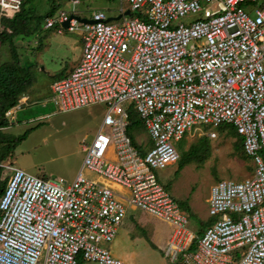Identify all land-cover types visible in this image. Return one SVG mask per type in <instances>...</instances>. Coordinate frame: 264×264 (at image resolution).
I'll return each instance as SVG.
<instances>
[{"label": "built area", "instance_id": "built-area-1", "mask_svg": "<svg viewBox=\"0 0 264 264\" xmlns=\"http://www.w3.org/2000/svg\"><path fill=\"white\" fill-rule=\"evenodd\" d=\"M118 1L128 5L119 10L129 11L128 19L107 23L101 11L89 18L60 11L45 20L58 34L70 16L95 21L70 20L66 30L81 32L82 58L52 83L51 98L61 112L99 104L106 111L91 142L82 141L84 158L70 184L0 162L1 180L7 179L0 264H77L78 258L125 264L108 249L127 214L120 199L172 226L164 251L170 264H264V0ZM23 2L0 0V21L12 19ZM124 103L146 128L149 148L127 135ZM197 125L232 126L253 172L211 187L208 213L215 221L191 251L188 217L156 171L179 160L173 142ZM87 174L124 188L128 197Z\"/></svg>", "mask_w": 264, "mask_h": 264}, {"label": "rangeland", "instance_id": "rangeland-1", "mask_svg": "<svg viewBox=\"0 0 264 264\" xmlns=\"http://www.w3.org/2000/svg\"><path fill=\"white\" fill-rule=\"evenodd\" d=\"M54 1L60 6L56 14L60 11L74 12L86 18L97 11L103 12L107 18L116 17L120 8H129L118 0H79L78 5H73L71 1ZM34 4H37L40 15L48 11L46 0L35 1ZM29 27V35H20L14 38L13 43L0 45V65L13 61L12 46L20 63L31 65V83L24 93L29 100L25 104L19 103L10 118V125L0 132L10 140L19 138L27 131L28 135L16 143L3 161L38 178L70 184L84 158L82 141L86 138L87 145L91 142L106 108L99 104L69 112L58 111L49 88L79 64L83 53L81 32L75 30L58 34L55 28L45 29V22H35ZM122 107L138 118L131 103H124ZM132 138L136 145L145 149L150 147V138L143 125L133 129ZM201 138H205L204 142L197 144ZM173 146L179 154V160L174 165L156 171V176L188 214L189 232L197 234L207 227L211 218L207 202L211 187L220 180L242 181L251 177L253 165L250 159H244L245 154L241 155V147H236L234 136L211 125L193 127L184 139L173 142ZM190 148L193 154L188 158ZM4 149L0 143V153ZM6 174L9 178L10 173ZM87 176L95 177L94 174ZM120 200L127 209L120 227L125 232L118 229V237L108 246L110 253L113 256L119 253V259L125 264H163L162 253L153 246L151 240L154 224L150 221L145 223L149 216L138 210H130L127 201ZM130 252H133L134 258Z\"/></svg>", "mask_w": 264, "mask_h": 264}, {"label": "trees", "instance_id": "trees-1", "mask_svg": "<svg viewBox=\"0 0 264 264\" xmlns=\"http://www.w3.org/2000/svg\"><path fill=\"white\" fill-rule=\"evenodd\" d=\"M39 0H24L21 10L16 14L12 19H6L0 21V24L3 26V30L0 31V45L5 43H13L15 37L20 35L27 36L30 34V25L35 22H45L47 18L53 17L59 9V5H56L54 0H46L48 3V11L45 14L40 15L37 10V4L34 2ZM68 2L71 0H63ZM81 1V0H80ZM11 52L14 57L12 62H6L0 65V128L8 126V121L5 119V114L10 109L17 106L18 101L24 95L26 89L31 83V74L29 72L31 65H26V63H20L18 56L16 54L15 47H11ZM142 125L139 118H136L134 114L128 116V127L127 135L132 139V142L135 145V142L132 138V131L134 128ZM220 131H226L228 135L234 136L236 139V147H241V155H243V140L237 134L236 130L232 126L221 125L217 127ZM28 135V131L25 132L22 136L17 139L10 140L5 136L0 135V143L4 146V152L0 153V162L13 151L16 146V143L25 139ZM205 138L198 140L197 144L204 142ZM151 146V142H150ZM192 148V147H191ZM188 151V158L192 157L193 153ZM141 154V151H140ZM142 155V154H141ZM186 156V157H187ZM244 159H249L246 156H243ZM182 166L178 168L180 170ZM4 175L0 170V197L6 186L7 179L1 180ZM6 178V177H5ZM84 262L78 258L77 264H83Z\"/></svg>", "mask_w": 264, "mask_h": 264}, {"label": "crops", "instance_id": "crops-1", "mask_svg": "<svg viewBox=\"0 0 264 264\" xmlns=\"http://www.w3.org/2000/svg\"><path fill=\"white\" fill-rule=\"evenodd\" d=\"M79 1V0H78ZM80 2V1H79ZM56 15V14H55ZM54 15V16H55ZM120 15V14H119ZM6 20V19H5ZM2 26V25H1ZM2 28H3V26H2ZM46 29V28H45ZM53 29V28H52ZM56 29V28H55ZM65 30L64 31H67L66 29L67 28H64ZM3 29H0V31H2ZM47 30H49V29H47ZM63 31V32H64ZM62 32V33H63ZM70 32V31H69ZM61 33V34H62ZM73 70V69H72ZM71 70V71H72ZM70 71V72H71ZM69 72V73H70ZM68 75V74H67ZM66 75V76H67ZM66 76H64V77H66ZM63 78V77H62ZM50 89V93H51V87L49 88ZM52 94V93H51ZM50 98V97H49ZM48 98V99H49ZM28 100H29V98L24 94V95H22V97L20 98V100L18 101V104H17V106H15L14 108H12V109H10L9 111H10V117L9 118H6L5 117V119L8 121V126L10 125L9 123H10V118L14 115V112H15V108L17 107L18 108V105H19V103L20 104H25V103H27L28 102ZM8 111V112H9ZM7 113V112H6ZM13 120V119H12ZM8 126L7 127H4V128H0V132H2V131H5L7 128H8ZM0 135H2V133H0ZM2 136H4V135H2ZM86 139V138H85ZM2 162H4V161H2ZM80 170V169H79ZM79 172V171H78ZM158 178V177H157ZM94 179L96 180V181H98V182H100V183H102V184H104L105 186H109L110 188H112L119 196H121V197H123V198H127L126 196H127V194H128V191L127 190H124V188H122V187H120V186H117V185H115V184H112V183H110V182H107L106 180H103V179H101V178H99V177H94ZM158 181H159V179H158ZM165 188V187H164ZM169 192V191H168ZM124 194H126V196L124 195ZM172 196V195H171ZM173 197V196H172ZM173 199L176 201V199L173 197ZM209 201V199L207 200V202ZM178 204H179V202L178 201H176ZM129 206V205H128ZM179 206H180V204H179ZM129 208H130V210H136V209H133V208H131L130 206H129ZM180 208H181V206H180ZM141 213H143V212H141ZM144 214V213H143ZM145 215H147V214H145ZM147 216H149V215H147ZM187 217H188V214H187ZM145 223H147V222H152L153 224H154V229H153V237L151 238V240L153 241V246H155V248L156 249H158V250H160L161 251V253H162V256H163V258H164V263L163 264H170L169 263V260H168V258L165 256V254H164V251H165V249H166V247H167V245H168V243H169V241H171L172 240V234H173V228H172V226H170L169 224H167V223H165V222H162V221H160V220H157V219H155V218H153V217H151V216H149V218H146L145 219ZM215 221V218H210V220L207 222V227H204L203 229H201L199 232H197V234H193L192 232H189V230H188V232L192 235V236H194L195 238H194V240H193V244L191 245V247H190V250L192 251V250H194L195 249V246H196V242H197V239L198 238H200L203 234H204V232H205V230L209 227V226H211V224L213 223ZM144 223V224H145ZM122 225V224H121ZM121 225L119 226V231L120 232H122V230L123 229H120V227H121ZM188 225V224H187ZM118 231V232H119ZM124 231V230H123ZM125 232V231H124ZM118 236H116V238H117ZM137 241H138V239H136ZM131 253V256H132V258H134V254H133V252H130ZM117 254V255H116ZM115 254V256L114 257H116V258H118L119 259V253H116ZM121 260V259H120Z\"/></svg>", "mask_w": 264, "mask_h": 264}, {"label": "water", "instance_id": "water-1", "mask_svg": "<svg viewBox=\"0 0 264 264\" xmlns=\"http://www.w3.org/2000/svg\"><path fill=\"white\" fill-rule=\"evenodd\" d=\"M129 15H130L129 11H126V12H124L123 14H120V15H118V16H116V17H110V18H107V19H106V22H107V23H109V22H116V21H119L123 16H129ZM72 19H75V20H77L78 22L83 23V24H93V23H95V21H92V20L81 19V18H79V17L70 16L69 19H68L67 21H65V22L62 24L63 28H68V26H69V22H70V20H72Z\"/></svg>", "mask_w": 264, "mask_h": 264}]
</instances>
